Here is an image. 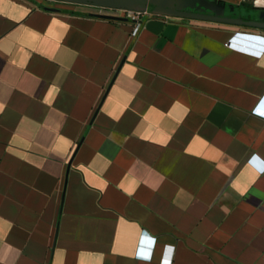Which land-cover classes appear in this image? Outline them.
<instances>
[{
	"label": "crops",
	"instance_id": "1",
	"mask_svg": "<svg viewBox=\"0 0 264 264\" xmlns=\"http://www.w3.org/2000/svg\"><path fill=\"white\" fill-rule=\"evenodd\" d=\"M211 1L147 0L133 36L0 0V264H264V51L229 47L264 28Z\"/></svg>",
	"mask_w": 264,
	"mask_h": 264
},
{
	"label": "water",
	"instance_id": "2",
	"mask_svg": "<svg viewBox=\"0 0 264 264\" xmlns=\"http://www.w3.org/2000/svg\"><path fill=\"white\" fill-rule=\"evenodd\" d=\"M66 2H93L95 6L117 8V9H128L136 11H146L147 10V0H62ZM214 5V19L217 21H225L237 24H246L259 28H264L263 21H243L239 17L232 16L231 14H226L227 10H230L225 3H216V1H211ZM90 4V3H88ZM233 8V7H231ZM231 11H233L231 9Z\"/></svg>",
	"mask_w": 264,
	"mask_h": 264
},
{
	"label": "built area",
	"instance_id": "3",
	"mask_svg": "<svg viewBox=\"0 0 264 264\" xmlns=\"http://www.w3.org/2000/svg\"><path fill=\"white\" fill-rule=\"evenodd\" d=\"M100 12L118 13L132 18L135 21V25L132 31V35L135 36L141 29V18L148 13V11H136L128 9H117L108 7H98ZM257 38L249 37L242 33H236L229 43V47L243 51L252 55H259L264 51V42H261Z\"/></svg>",
	"mask_w": 264,
	"mask_h": 264
},
{
	"label": "flooded vegetation",
	"instance_id": "4",
	"mask_svg": "<svg viewBox=\"0 0 264 264\" xmlns=\"http://www.w3.org/2000/svg\"><path fill=\"white\" fill-rule=\"evenodd\" d=\"M227 13V12H226Z\"/></svg>",
	"mask_w": 264,
	"mask_h": 264
}]
</instances>
